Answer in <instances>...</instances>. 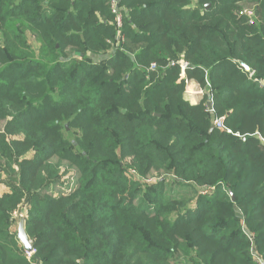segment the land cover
<instances>
[{"label":"trees","instance_id":"1","mask_svg":"<svg viewBox=\"0 0 264 264\" xmlns=\"http://www.w3.org/2000/svg\"><path fill=\"white\" fill-rule=\"evenodd\" d=\"M111 1L0 0V264H264V0Z\"/></svg>","mask_w":264,"mask_h":264},{"label":"built area","instance_id":"2","mask_svg":"<svg viewBox=\"0 0 264 264\" xmlns=\"http://www.w3.org/2000/svg\"><path fill=\"white\" fill-rule=\"evenodd\" d=\"M110 8H111V13L114 15V19H115V24H116V28L118 30L117 32V35H116V40L113 44V48L117 49L118 47V42L122 39L121 38V35L119 34V29L121 27V16H120V12H119V7H118V2L113 0L111 1L110 3ZM240 15H245L249 21V25H253V13L250 11V10H246L244 11L243 13H240ZM174 66H178L180 68V71H181V75L183 74L184 75V71L189 67V65L187 63H178L176 64L174 61H170L168 63V65L166 66V68H169V67H174ZM165 68V67H164ZM165 68V69H166ZM147 71H154L156 69H158L157 65L156 64H151L148 68H145ZM204 78L205 80L207 79V72H204ZM206 89H209L210 90V86L209 84L207 83L206 84ZM199 93L204 95V92L202 90L199 89ZM208 98H207V105H206V111L210 114H213L214 113V110H213V106H212V96H211V93L209 95H207ZM213 126L214 128L216 129H225L227 130V128L225 127L224 125V119L223 118H214L213 120ZM28 255L32 254L33 252H27Z\"/></svg>","mask_w":264,"mask_h":264},{"label":"rangeland","instance_id":"3","mask_svg":"<svg viewBox=\"0 0 264 264\" xmlns=\"http://www.w3.org/2000/svg\"><path fill=\"white\" fill-rule=\"evenodd\" d=\"M207 6H209V5H207ZM113 44L114 43H112V47H113ZM113 49H115V48H113ZM108 56H109V54H106L105 56H95V57H93V59H94V61H101V60L106 59ZM185 98L190 103L195 104V103L199 102V100H202L204 98V95L199 93V87L197 85L189 84L186 87ZM16 218H17L16 222H17V225H18V222H19V219H20L19 212L17 213ZM30 255L26 254V257L29 258Z\"/></svg>","mask_w":264,"mask_h":264},{"label":"water","instance_id":"4","mask_svg":"<svg viewBox=\"0 0 264 264\" xmlns=\"http://www.w3.org/2000/svg\"><path fill=\"white\" fill-rule=\"evenodd\" d=\"M240 66H242L245 71H247L249 74H252V71L246 67L244 64L239 63ZM214 126H211L210 130H213ZM233 200V198H231ZM19 215H20V219L18 222V228H17V238L20 241V243L23 245L25 251L27 252H32V247H31V243L29 242L25 230H24V218H25V214H24V210L21 209L19 211Z\"/></svg>","mask_w":264,"mask_h":264},{"label":"crops","instance_id":"5","mask_svg":"<svg viewBox=\"0 0 264 264\" xmlns=\"http://www.w3.org/2000/svg\"><path fill=\"white\" fill-rule=\"evenodd\" d=\"M199 101H201V100H199ZM198 103V102H197Z\"/></svg>","mask_w":264,"mask_h":264}]
</instances>
